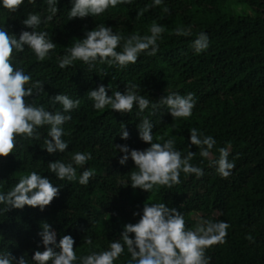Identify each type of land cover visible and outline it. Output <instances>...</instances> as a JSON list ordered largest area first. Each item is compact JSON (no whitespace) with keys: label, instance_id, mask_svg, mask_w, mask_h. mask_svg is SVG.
Returning a JSON list of instances; mask_svg holds the SVG:
<instances>
[{"label":"trees","instance_id":"16d2710c","mask_svg":"<svg viewBox=\"0 0 264 264\" xmlns=\"http://www.w3.org/2000/svg\"><path fill=\"white\" fill-rule=\"evenodd\" d=\"M230 1L250 7L254 14L227 13L224 9ZM152 4L153 0H133L130 5L109 8L98 17L69 20L71 0H58V12L52 20L35 29L46 31L56 44L49 58L37 61L27 46L16 53L17 66L30 73L33 81L44 83V91L28 98L30 103L62 112V105L50 101L51 96L62 93L79 100L80 105L64 113L71 115V120L62 125V139L68 143L65 152L49 154L43 149L46 125L37 129L39 139L17 137L13 155L0 157V192L9 191L21 175L31 171L48 176L54 186L60 187L59 196L43 211L25 206L0 212V252L10 251L17 258L24 255L29 264H35L31 256L43 250L38 232L45 222L56 230L57 242L63 235L74 238L78 256L89 250H105L110 241L120 238L123 224L139 219L132 213L142 210L144 202H164L183 213L190 229L201 218L230 225L226 242L207 249L209 264H264V0H163L155 8ZM165 7L169 12L163 11ZM145 8L148 10L143 16L137 17V12ZM47 9V0H36L34 5L24 0L18 11L10 12L0 0V27L18 38L22 30L32 31L21 23L23 19L31 12L40 14L43 21L50 15ZM153 22L165 29L154 56L141 53L137 62L126 68L99 62L89 67L82 61L64 69L58 66V58L98 24L127 37L133 33L150 35ZM178 27L190 28L191 35H175ZM201 32L208 35L209 47L196 53L192 43ZM101 83L109 96L123 92L126 84H135L136 91L151 103L170 93H192L196 106L187 119H173L166 107L154 110L151 104L142 113L138 106L123 115L110 107L96 110L88 93ZM143 117L154 125V142L157 137L174 138L182 156L188 151L195 153L191 163L202 168L204 175L197 178L181 172L180 184L152 192L127 186L134 162L129 157L125 165H120L123 153L115 145L148 147L138 135L137 125ZM123 125L130 133L127 140L120 136ZM192 128L202 137L215 139L208 158L200 156L199 147L189 145ZM220 148L228 149V160L235 164L228 178H222L215 166H210L219 158ZM77 151L90 152L93 157L83 167L74 165L77 177L86 168L95 169L87 185L79 184L78 179L59 180L48 169L49 161L70 162L71 154ZM88 237L93 245L85 244ZM128 258L125 248L115 264H125Z\"/></svg>","mask_w":264,"mask_h":264},{"label":"clouds","instance_id":"9594fccd","mask_svg":"<svg viewBox=\"0 0 264 264\" xmlns=\"http://www.w3.org/2000/svg\"><path fill=\"white\" fill-rule=\"evenodd\" d=\"M58 0H47L50 13L42 21L41 15L29 13L21 22L32 31L22 30L17 38L10 34L5 27H0V157L7 158L13 155L17 148V137L25 139H39L38 128L48 126L47 138L44 147L49 154L63 153L68 149V143L62 137L65 135L64 125L71 120V110L80 105L79 100L59 93L50 97L52 104L62 105L63 111H49L43 105L36 106L30 103V97L39 95L44 91L41 80H32L30 73L17 66L16 53H22L27 46L34 53L37 61L49 58L56 44L48 37L46 31H36L41 23L52 20L58 12ZM163 0H153L152 8L161 5ZM35 4L36 0H28ZM133 0H71L68 13L69 20L85 18L89 15L98 17L109 8H116L120 4H132ZM24 4V0H2V6L10 12H16ZM148 10L140 9L137 17L143 16ZM164 12H169L165 7ZM150 35L133 33L127 37L113 31L112 27L98 24L85 32L82 39L77 40L67 49V54L58 58V66L64 69L72 66L75 61H82L89 67L97 62L109 66L126 68L135 64L141 53L154 56L159 50L157 43L165 31L162 25L153 22L149 28ZM175 35L189 36L190 28L178 27ZM196 53H201L209 47V38L205 32L197 35L192 43ZM121 48V51H117ZM106 75V74H105ZM137 85L126 84L123 92L116 91L109 96L106 86L99 84L88 95L94 101L96 110L110 107L122 115L131 113L134 106L139 112H144L151 104L152 109L166 107L173 119L191 117L196 100L192 93L180 95L170 93L161 96L159 101L151 103L145 96L136 91ZM154 114V113H153ZM153 123L143 117L137 125L139 138L148 147L144 149L130 148L127 144H116L119 152V164L125 165L131 157L134 169L130 171L129 181L133 189L152 192L154 189L166 187L171 189L181 183V172L185 175L195 174L197 178L204 175L202 168L194 166L191 160L195 153L188 151L186 156L175 148V139L157 137L154 142ZM190 146L200 148V156L208 158L210 149L216 143L212 136H203L196 128L189 130ZM121 139L130 138V133L123 125ZM202 137V138H201ZM162 141V142H159ZM206 146V147H205ZM219 158L211 161L216 172L222 178H228L235 167L234 162L228 160L227 148L219 149ZM90 152H74L70 162L61 160L49 161L48 169L59 180L77 181L87 185L90 178L95 175V169H85L77 177V169L83 167L92 159ZM60 194V187L54 186L48 176L37 171L21 175L18 182L7 192H0V212H9L12 209H24L25 206L39 208L43 211ZM134 217H139L135 222L123 224L120 238L109 242L107 249L92 251L87 254L77 255L75 240L71 235H63L57 242V232L48 222L43 223L38 235L42 238L43 250H36L31 256L35 264H115L122 255L130 254L125 264H209L210 257L206 255L210 247L226 242L227 229L230 225L224 221L213 222L201 218L194 229L188 228L183 213L174 207L167 206L164 202H144L142 210L133 211ZM134 234V236H130ZM252 239L251 236L247 237ZM85 244L93 245L91 237L85 239ZM58 249V250H57ZM0 264H29L24 255L18 258L10 251L0 252Z\"/></svg>","mask_w":264,"mask_h":264},{"label":"rangeland","instance_id":"374dc122","mask_svg":"<svg viewBox=\"0 0 264 264\" xmlns=\"http://www.w3.org/2000/svg\"><path fill=\"white\" fill-rule=\"evenodd\" d=\"M230 2L225 6L224 9L227 13L235 16H249L254 14L253 10L250 7L237 4L236 2L232 3V1Z\"/></svg>","mask_w":264,"mask_h":264}]
</instances>
